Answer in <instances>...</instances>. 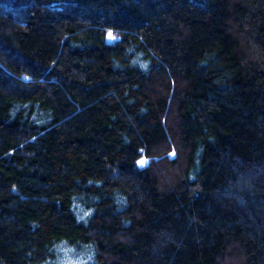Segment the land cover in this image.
<instances>
[{"label": "trees", "instance_id": "trees-1", "mask_svg": "<svg viewBox=\"0 0 264 264\" xmlns=\"http://www.w3.org/2000/svg\"><path fill=\"white\" fill-rule=\"evenodd\" d=\"M71 252L264 264V0H0V264Z\"/></svg>", "mask_w": 264, "mask_h": 264}, {"label": "rangeland", "instance_id": "rangeland-1", "mask_svg": "<svg viewBox=\"0 0 264 264\" xmlns=\"http://www.w3.org/2000/svg\"><path fill=\"white\" fill-rule=\"evenodd\" d=\"M83 255H82V252H79V253H69V256H68V259L65 260V262L67 264H72V263H75V264H82L83 262Z\"/></svg>", "mask_w": 264, "mask_h": 264}, {"label": "snow or ice", "instance_id": "snow-or-ice-1", "mask_svg": "<svg viewBox=\"0 0 264 264\" xmlns=\"http://www.w3.org/2000/svg\"><path fill=\"white\" fill-rule=\"evenodd\" d=\"M109 35H111V34H109ZM140 163H141V164H144V163H145V161H143V160H142V161H140Z\"/></svg>", "mask_w": 264, "mask_h": 264}, {"label": "water", "instance_id": "water-1", "mask_svg": "<svg viewBox=\"0 0 264 264\" xmlns=\"http://www.w3.org/2000/svg\"><path fill=\"white\" fill-rule=\"evenodd\" d=\"M175 157V155L173 154L172 156H171V158H174Z\"/></svg>", "mask_w": 264, "mask_h": 264}, {"label": "bare ground", "instance_id": "bare-ground-1", "mask_svg": "<svg viewBox=\"0 0 264 264\" xmlns=\"http://www.w3.org/2000/svg\"><path fill=\"white\" fill-rule=\"evenodd\" d=\"M175 155V154H174Z\"/></svg>", "mask_w": 264, "mask_h": 264}]
</instances>
